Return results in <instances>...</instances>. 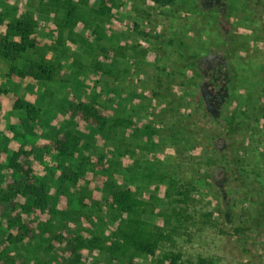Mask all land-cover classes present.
I'll list each match as a JSON object with an SVG mask.
<instances>
[{
	"label": "rangeland",
	"instance_id": "obj_1",
	"mask_svg": "<svg viewBox=\"0 0 264 264\" xmlns=\"http://www.w3.org/2000/svg\"><path fill=\"white\" fill-rule=\"evenodd\" d=\"M42 1L48 0H0V13L32 12L43 25L37 37L46 39L53 17ZM114 1L120 8L103 45L116 46L115 56L101 73L93 69L96 43L69 44L56 83H14L0 59V144L31 150L32 178L44 186L50 207L24 218L39 226L7 253L20 264H70L75 240L88 234L103 242L82 251L79 264H158L166 252L179 253L185 264H264V0ZM217 66L226 94L217 108L218 94L209 102L214 133L210 116L199 119L194 93L202 84L203 95L216 94ZM17 100L35 108L31 122H23L24 110L12 109ZM80 102L103 108L106 130L71 116ZM197 123L214 133L220 153L200 145ZM63 130L80 139L79 153L66 159L51 148ZM7 160L0 163L3 175ZM125 190L144 204L140 219L149 229L162 217L181 225L157 257L106 250L109 195ZM5 208L0 204L3 226L10 217ZM57 233L68 241L48 250ZM4 237L0 228V245Z\"/></svg>",
	"mask_w": 264,
	"mask_h": 264
},
{
	"label": "trees",
	"instance_id": "obj_2",
	"mask_svg": "<svg viewBox=\"0 0 264 264\" xmlns=\"http://www.w3.org/2000/svg\"><path fill=\"white\" fill-rule=\"evenodd\" d=\"M158 6L172 5L174 0H146ZM95 6L94 0H48L42 1L40 7L53 17L52 22L45 27L46 39L37 37L36 32L43 28L35 15L30 11H23L16 17H8L0 13V59L7 68L6 78L14 83H50L57 82L62 74V62L67 55V46L77 45L80 42H88L89 47L96 43L98 56L93 69L102 72L103 64H106L115 56L116 46L103 45L105 39L110 38L108 25L115 23L114 12L120 8L114 0H98ZM249 2H254L250 0ZM264 8V5H261ZM83 32H89L82 36ZM211 62L206 59V63ZM198 67L199 76H203L202 66ZM202 84L199 92L194 93L197 99V111L200 112V120L209 121L217 129V120L209 114L206 100H204ZM225 103V102H224ZM223 105V104H222ZM15 111L24 110V123L31 122L36 117L35 108L26 101H15L12 104ZM71 116L79 119L91 129L97 131L106 130L107 118L103 108L98 104L94 106L89 103H76L72 105ZM26 121V122H25ZM206 123V122H205ZM201 124V123H200ZM202 130L197 132L204 142L200 145L207 148L208 153L218 154L219 149L215 147L214 133L210 136L208 129L197 123ZM216 126V127H215ZM80 139L70 130H63L56 136L51 145L52 150L60 159H66L79 153ZM8 156L7 164L0 171V204L6 206L8 219L0 228L5 231L4 242L0 247V264H20L16 257L9 255L7 249L18 245L24 246L34 235V228L39 222L28 220L32 213L42 214L50 207L44 186L32 178L33 162L29 148L10 149L0 144V163ZM225 158V157H224ZM186 195V194H184ZM144 206L129 190L112 192L109 195L107 208L112 218L113 225L104 237L106 250L111 255H125L131 252L135 255L146 254L150 257L158 256L159 245L164 241H170L173 234L178 233L181 225L169 221L168 217L161 219L154 228L148 226L140 219L141 207ZM173 216V213L170 214ZM0 217H2L0 213ZM224 223L227 218L223 217ZM46 226V224H44ZM47 228V226H46ZM84 234V233H83ZM69 238L62 234H56L48 242V250L54 245H63ZM71 254L73 256L70 264H79L81 253L85 249L100 247V236L92 237L88 234L75 240ZM158 264H185L179 253L166 252L158 259Z\"/></svg>",
	"mask_w": 264,
	"mask_h": 264
},
{
	"label": "flooded vegetation",
	"instance_id": "obj_3",
	"mask_svg": "<svg viewBox=\"0 0 264 264\" xmlns=\"http://www.w3.org/2000/svg\"><path fill=\"white\" fill-rule=\"evenodd\" d=\"M217 67H218L216 69L217 73H216V76L213 77L212 84L211 85H212V88H215V87L218 88V91H217L218 93L216 92L215 95L211 96L210 93H207L206 92L203 95L204 100H206V102H207L208 109H210L211 105L214 106V103H209V102L214 101L215 96L217 94H218L219 99L217 101H215V106H216V108L219 107V106H221L222 103L224 102V97H225V94H226V87L225 86L223 87V83H221V81H220L221 80V74L219 73V71H220V68L221 67L220 66H217ZM223 79L225 81H227V78H223ZM209 96H211V97L209 98Z\"/></svg>",
	"mask_w": 264,
	"mask_h": 264
}]
</instances>
